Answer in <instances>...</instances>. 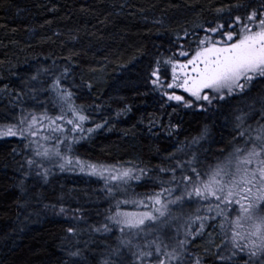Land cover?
<instances>
[{"label":"trees","instance_id":"obj_1","mask_svg":"<svg viewBox=\"0 0 264 264\" xmlns=\"http://www.w3.org/2000/svg\"><path fill=\"white\" fill-rule=\"evenodd\" d=\"M227 2L0 0V88L8 84L10 89L27 92L22 79L29 80L39 70L38 81H30L38 90L34 93L36 99L26 97L25 107L57 115L56 97L45 89L55 76L69 68L62 83L74 92L75 104L83 106L89 116L84 127L108 120L73 148V154L92 163L120 165L131 161L153 170L142 181L108 195L104 180L97 176L62 172L49 166L48 181L45 183L33 170L22 193L16 187L21 177L17 169L25 157L31 156L24 147L27 141L16 137L0 139V264H63L67 259L65 229L69 226L84 230L79 246L95 264L108 246H115L120 233L115 227L110 233H94L89 226L106 222L116 200H133L159 191V182L154 178L168 180L170 174L158 172V166L172 167L176 159L188 160L194 154L201 171L223 159L235 135L234 116L238 109L247 110L251 101L236 97L207 112L194 106L173 113L171 107H161L163 100L145 84L142 70L153 56L165 54L173 31L185 27L191 30L194 22L212 19L211 8ZM240 2L247 4L249 0ZM259 2L254 0L256 5ZM89 83L91 89L87 87ZM10 99L0 94V123L19 113ZM125 107L131 111L117 116ZM151 118H156L158 124L149 132ZM169 121L178 125L171 135ZM205 127L207 135L192 143ZM170 153H175L176 159H169ZM176 175L179 182L180 169ZM45 205H56V209ZM60 206L82 209L77 215L83 219L73 220L71 213L58 214ZM126 206H122L123 210L133 209L131 204ZM184 206L183 214L203 207L196 202ZM177 207L173 206V212ZM207 231L212 232V228ZM84 241L88 242L86 248Z\"/></svg>","mask_w":264,"mask_h":264},{"label":"snow or ice","instance_id":"obj_2","mask_svg":"<svg viewBox=\"0 0 264 264\" xmlns=\"http://www.w3.org/2000/svg\"><path fill=\"white\" fill-rule=\"evenodd\" d=\"M211 11L212 19L194 22L191 30L173 31L165 54L158 53L148 61L142 79L152 92L159 93L161 107H171L173 113L194 106L207 112L222 101L248 98L247 110L238 109L234 116L230 150L205 171L198 168L194 154L181 161L170 153L168 158L176 163L158 166V172L170 174L168 180L154 178L159 191L133 200H116L106 222L89 226L94 233H110L114 227L120 233L115 246H108L95 264H264V0L258 5L254 0L247 4L228 0ZM69 72L66 67L45 89L56 97L57 115L25 107L26 97L36 99L38 90L30 81H38L39 70L29 80L21 78L27 92L10 89L8 84L0 88V94L11 97L12 107L19 108L8 122L0 123V139L27 141L24 147L31 151L17 169L21 177L16 187L25 192V181L33 170L46 183L51 174L46 161L62 172L78 169L103 179L108 195L142 181L152 169L131 161L92 163L73 154L75 144L103 128L108 120L84 127L89 116L83 106L75 104L74 92L62 83ZM130 111L125 107L116 115ZM157 124L158 120L151 118L149 132ZM159 124L164 126L162 119ZM176 127L169 121L168 134ZM207 132L205 127L192 143H198ZM50 140L54 143L48 145ZM177 169L181 170L179 182ZM192 202L203 207L191 214L173 212V206ZM129 204L137 210H123L122 206ZM45 207L56 209V205ZM82 211L60 206L58 214L71 213L73 220H80L83 216L77 214ZM209 227L212 232L207 231ZM82 231L76 226L65 229L67 259L63 264H92L79 246ZM83 243L86 248L88 242Z\"/></svg>","mask_w":264,"mask_h":264},{"label":"rangeland","instance_id":"obj_3","mask_svg":"<svg viewBox=\"0 0 264 264\" xmlns=\"http://www.w3.org/2000/svg\"><path fill=\"white\" fill-rule=\"evenodd\" d=\"M49 115H54V114H49ZM52 143H54V141H52V140H50V141L47 142L48 145H51ZM82 143H83V140H80L79 143H77V144L74 145V148H75L76 146H78V145H81ZM45 163H46V165H45L46 167L51 166V167H53V168H58V167H54L53 164L50 163V162H47V161H46ZM58 169H59V168H58ZM66 171H68V170H66ZM71 172L81 173L78 169H76V170H71ZM197 204H198V203H197ZM127 206H128V205H127ZM127 206H126V207H127ZM128 207H130V206H128ZM132 207H133V206H132ZM185 208H186V207H185L184 205H183L182 207L178 206L177 209H176V211H174V213H175V214H178V215H179V214H182L181 212H182ZM134 210H137V209H135L134 207H133V209H126V211H134Z\"/></svg>","mask_w":264,"mask_h":264}]
</instances>
